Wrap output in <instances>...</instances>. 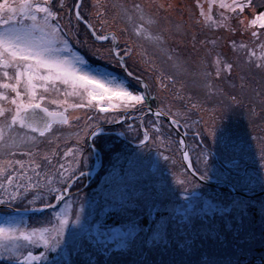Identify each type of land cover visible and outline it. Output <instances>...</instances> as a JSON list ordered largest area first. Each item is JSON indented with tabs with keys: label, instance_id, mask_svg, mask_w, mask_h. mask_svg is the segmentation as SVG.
<instances>
[{
	"label": "rangeland",
	"instance_id": "1",
	"mask_svg": "<svg viewBox=\"0 0 264 264\" xmlns=\"http://www.w3.org/2000/svg\"><path fill=\"white\" fill-rule=\"evenodd\" d=\"M223 2L233 4V0H223ZM236 2L245 5L242 13L238 8L235 12L229 8H221V0H84L81 12L96 31L99 28L101 33L115 32L117 41L120 40L124 44L125 52L129 48H134L133 52L131 50L130 58L137 73L146 78L153 91L156 90L157 97H160L159 108L166 113L176 114L179 120L178 125L182 123L186 128L190 140L189 149L195 156L200 172L204 173L205 168L197 162V154L203 149L208 153L207 175L222 177L221 179L232 182L238 190L253 192L264 184V151H262L264 149V70L255 67L256 63L261 62L259 58L262 55L261 45H264V29H261L258 23L251 24V21L261 13H257L253 7L249 6L248 0H236ZM65 3L69 8L72 6L71 0H65ZM134 4L143 6L146 19L151 17L159 21L151 26L146 24L145 27L149 28L152 35L162 34L164 37L162 44L154 42L147 35L135 36L132 25L122 18L120 8L114 7V5H124L132 9ZM201 10L205 16L200 15ZM61 16V23L67 26L65 27L66 38L72 52L83 57L91 68L120 78L109 70L111 68L98 67L97 64L90 63L82 52L74 49L70 43V40L75 37L73 34L74 12L70 24L67 8L61 11ZM205 17L210 18L205 19ZM80 26L84 27L81 24ZM253 32L257 35L253 36ZM85 38L86 41L82 39L80 41L82 50L86 47L89 50L87 54L91 57L100 56L111 65L110 61L114 59L107 50L112 48V39L98 42L87 35ZM75 42L78 43L76 40ZM241 44L246 47H240ZM251 52H255L256 56L249 62ZM218 58L222 62L219 67L223 69L219 76L216 75L215 63ZM225 63L232 64L230 71L224 68ZM177 64L181 67L178 68ZM204 73H211V76L205 77ZM137 83L139 87H142L141 83ZM206 83L211 84V88L205 87ZM131 90L141 92L139 89ZM233 96L236 97L235 103L231 100ZM60 98L63 99L62 94ZM72 102L73 98H69V103ZM46 106L56 109L55 105L46 104ZM146 111L147 108L143 107L142 111L126 113L125 117L121 112L108 113L109 118L115 116L119 120L125 119L115 126L103 119H96L98 116L105 115L98 110H69L70 126L54 125V134L45 138L38 137V148L33 149L42 154L55 152L56 157L53 163L58 167L59 163H65L66 166L71 164L72 157L63 156L67 149L80 147L83 149V159L79 169L91 166L93 158L94 165L91 167L94 168L98 164V152L92 153L88 140L86 143L82 141L78 146L76 133H81L83 137L82 130L91 131L90 126L103 125L102 128L99 127L100 134L95 137V141L98 140V145L105 153L101 171V174H105L99 183L94 184L98 186L92 187L89 193L99 201L96 213L110 215L111 211L117 209L119 216L123 209H128L130 216V220L121 222L122 219L119 218V220L118 216L114 215L112 222L106 226L103 222L106 216L100 218L97 224L98 229L95 230V238L104 241L110 253H116V250L121 247H124L125 252L134 248L135 239L143 234L138 233L141 230L142 221L138 222L136 218L147 214L153 223L154 217L163 214L156 220L157 224L167 226L170 223V226L174 225L175 230L182 231L184 237L187 236L191 233L192 217L196 213L193 210L204 193L200 188L201 183L191 176L186 165L183 164V168L180 165L177 166L180 157L182 159V145L166 119L161 118V120L151 116L144 120L152 138L140 147L146 129L139 128L137 122ZM89 116L93 119L89 120ZM154 124L161 129L159 133L155 132ZM129 125L132 127L129 128ZM107 126L111 129L109 136L103 130ZM209 129H214L216 136L209 135ZM224 133L230 140L227 145L220 143L218 139L219 135ZM101 135H104L103 138H100ZM125 138L130 143H140L132 146L130 143H125ZM199 138L203 140L204 146L206 144L205 148L199 147ZM165 156L168 157L167 160L164 159ZM216 156L218 159L215 158ZM16 158H22L25 161L28 159L19 156ZM76 158L81 159L80 156ZM218 160L226 166L225 169L217 164ZM47 171L49 166L44 163L41 169L42 176ZM118 173L120 176L116 177ZM185 176L193 180L191 184H184L192 186L193 193L189 194L181 190L183 198L187 194L190 195V199H180L177 202L178 191L184 186L178 181ZM55 186L64 189L65 183H57ZM36 195L38 193L34 191L28 198L32 199ZM43 195L45 197L43 202L37 199L33 205L28 204L27 201L18 202V204L44 206L51 201V194L45 192ZM79 195L74 197H72L73 194L67 195L61 202V206L56 207L57 211H52L51 215L54 216V213L60 212L65 204H68L71 216L73 210L77 209ZM254 200L255 198L241 197L235 204L239 206L243 201ZM93 203L96 207L94 200ZM218 204L219 202L208 194L203 202L198 204L200 206L199 209L197 207L198 213H211L215 216V222L218 221V216L227 220L224 216L231 210L222 208ZM81 206L83 207L81 220L85 223L84 216L87 209L84 204H81L78 210ZM7 215L0 211V223L4 222ZM20 216L14 215L12 220L29 230L34 227H51L58 223L55 217L48 214L41 219ZM74 219L75 217L71 220ZM157 224L154 226V235H152L155 238L161 237L156 230ZM143 230L145 225L141 231ZM72 231H78V229L70 222L67 235L72 236ZM133 235L135 236L132 242L128 243ZM40 248L31 250L36 255ZM93 251L99 252V248L96 246Z\"/></svg>",
	"mask_w": 264,
	"mask_h": 264
},
{
	"label": "snow or ice",
	"instance_id": "2",
	"mask_svg": "<svg viewBox=\"0 0 264 264\" xmlns=\"http://www.w3.org/2000/svg\"><path fill=\"white\" fill-rule=\"evenodd\" d=\"M81 7L82 0H76L70 8L65 0H0V206L9 212L4 222L0 223V257L7 254L9 264H46L47 253L56 252L62 245L68 248L69 254L74 251L77 259L68 261L54 259L52 264H94L92 256L95 253L90 251V246H87L86 242L82 241L77 246L76 243L69 244L65 240V232L70 222L80 232L87 231L81 220L82 206L75 213V219L71 220L68 211L70 205L65 204L60 212L54 213L58 223L51 227H34L29 230L12 220L16 213L29 211L27 207L21 209L18 202L27 201L30 205L35 204L37 199L43 202L45 192L56 194L54 198L57 202L63 201V193L66 189L57 188L55 185L66 184L78 178L76 172H79L80 177L86 175L79 170L83 159V149L80 147L67 149L63 156L65 158L71 156L72 162L68 166L65 163H59L58 167L53 163L56 157L55 152L42 154L33 149L38 148V137L45 138L54 134V125L70 126V117L67 114L69 110H98L105 115L98 116L96 119H103L108 123H119L118 117L109 118L107 114L142 111L143 107L147 106L149 98L147 83L143 84L145 89L143 92L131 90L128 80L93 69L83 57L72 52L66 38L65 27L67 26L61 23V11L66 8L69 24L74 12L76 21H83L89 29H92V34L97 41L109 40V34L96 32L93 25L81 14ZM114 7L120 8L122 18L132 25L135 36L147 35L154 42L163 43L162 34L152 35L149 28L145 27L146 24L151 26L159 21L151 17L146 19L141 4H134L132 9L124 5H114ZM220 7L229 8L233 12L238 8L242 13L245 5L237 3L236 0L229 5L221 0ZM200 15L205 16L203 10ZM209 18L205 17V19ZM257 23L261 29H264V13L251 21L252 25ZM252 35L256 36L257 33L253 32ZM111 39L115 44L117 39L115 33L112 34ZM240 47L246 46L241 44ZM261 49L262 55L259 58L261 62L256 63L255 67L264 70V45H261ZM107 51L116 59L117 64L127 71L124 55L129 54L131 49L129 48L124 55L115 47ZM255 56L256 53L251 52L249 62ZM215 63L216 75L219 76L223 70L219 67L222 62L218 58ZM176 66L181 67L179 64ZM224 68L230 71L232 64L225 63ZM204 75L210 77L211 73H204ZM127 76L131 77L133 73L128 71ZM205 87L211 88V84L206 83ZM61 94L63 99L60 98ZM50 95L51 98H49ZM69 98H73L72 103H69ZM231 100L233 103L237 102L235 96L231 97ZM46 104L55 105L56 110H50L45 106ZM165 114L162 110L155 113L157 117ZM168 115L172 124H179L176 114L168 113ZM88 119L92 120L93 117L89 116ZM90 127L91 131L82 130L83 137L81 133H76L78 146L82 141L86 143L90 137L95 138L100 134L99 124ZM131 127L129 125V128ZM153 127L155 132L161 131L155 124ZM208 134L216 136V131L209 129ZM151 138L146 129L141 145L146 144ZM218 139L225 145L230 142L225 133L219 135ZM179 143L183 145L184 141L181 140ZM91 147L95 150L94 143ZM18 156L28 159L25 161L22 158H16ZM77 156L81 159L78 160ZM164 159L167 160L168 157L165 156ZM183 159L188 161V166L191 168L192 162L187 151L183 152ZM197 162L204 166L205 172L198 175L199 169H196L191 172V176L199 181L209 179L208 153L203 149L197 154ZM44 163L49 166V171L44 172L42 176L41 169ZM221 178L218 176V181ZM178 183L191 184L193 180L185 176ZM261 187L264 188V184ZM34 191L38 195L29 199V195ZM184 199H190V195H184ZM44 206L55 207L51 203H46ZM31 210L42 211L41 208L36 207ZM167 227H170V223L167 226L157 224L156 230L161 234V238L166 234ZM39 247H43L44 251H41L39 255L33 254L31 249ZM95 264H99V261H95ZM109 264H119V261L110 260ZM144 264L148 262L145 261ZM153 264H155L154 261ZM161 264H183V262L172 259L162 261Z\"/></svg>",
	"mask_w": 264,
	"mask_h": 264
},
{
	"label": "trees",
	"instance_id": "3",
	"mask_svg": "<svg viewBox=\"0 0 264 264\" xmlns=\"http://www.w3.org/2000/svg\"><path fill=\"white\" fill-rule=\"evenodd\" d=\"M75 2L76 0H71V5L73 6ZM83 5L84 0L80 11H82ZM250 6L257 13H264V0H250ZM81 25L83 24L81 23ZM195 160V156L193 155V161L196 163ZM183 164L180 157L177 166L179 167L180 165L183 168ZM217 164L226 168L220 160L217 161ZM231 174L234 173L231 172ZM102 176L103 173H98L88 185L80 188L77 209L73 210L71 214L72 219L75 217V213L79 211L80 205H85L87 211L84 216V226L87 231L83 233L79 229V232L72 231L71 234L73 237L67 235V230L65 232V240L69 244L76 243L78 246L82 241L86 242V245L90 246V251L92 252H94V247L97 246L99 248V252H94L95 255L92 256L94 264L95 261H99V264H109L110 260L119 261V264H144L145 261L148 264H153V261L155 264H161L162 261H171L172 259L182 261L183 264H264V195L256 197L254 201H243L239 206H236V200L242 196L234 195L229 189H222L207 184H200V188L204 193L193 210L196 213L192 217L193 221L190 234L184 237L182 231L175 230L174 225H172L169 229L167 228L163 238H155V236H152L154 235L153 230L155 224L147 214L141 218H136V221H142L140 226L141 230L145 224L147 225L143 232L141 230L138 232L143 233V236L135 239L134 248L125 252L123 250L124 247H121L116 250V253H110L109 247L105 242L95 238V230L98 229L97 224L100 222L101 217L106 216V219L103 221L106 226V224L112 222L114 215L116 217L118 216L119 211L117 209L111 211L110 215L107 213H96L99 201L95 200L89 193V190L95 186L94 184L101 181ZM117 176H120V174H116ZM182 187L180 189L178 188L177 202L180 199H184L181 195V190L184 192L187 191L189 194L193 193L192 186L184 185ZM208 194H211L213 199L219 202L218 205L220 207L231 210V212H227L226 216H224L227 220L218 216V221L215 222V216L211 213H198L200 207L198 204L202 203ZM92 199L96 202V207H94L95 205ZM127 211L128 209H123L121 211L122 217L121 215L117 217L118 219H122H119L121 222L130 220ZM214 212L217 213L216 211ZM47 214L54 217L51 215V212H47L40 217L32 213L27 218L32 219V217H36L41 219L45 218ZM161 215L159 214L157 217H154V222ZM188 229L189 227L187 231ZM135 235L131 237L128 243L132 242ZM61 249L56 252L47 253L46 264H52L54 259H62L64 261L77 259L74 251L69 254L68 248L64 245L61 246ZM41 251H44L43 247L38 250L36 255H39ZM0 264H9L7 254L0 257Z\"/></svg>",
	"mask_w": 264,
	"mask_h": 264
},
{
	"label": "water",
	"instance_id": "4",
	"mask_svg": "<svg viewBox=\"0 0 264 264\" xmlns=\"http://www.w3.org/2000/svg\"><path fill=\"white\" fill-rule=\"evenodd\" d=\"M91 30H92V29H91ZM147 107L151 110L150 112H152V114H154V115H155V113H156L157 111H160L159 108H153L149 102H148V106H147ZM40 115H43V113H40ZM155 116H156V115H155ZM160 117H163L164 119H166L168 122H170V123L172 124L171 119H170V116H169L168 114H165V115L160 116ZM116 124H118V123H116ZM172 125H173V126H174V127L180 132V134H181V136H182V138H183L184 144H183V147H182V154H183L184 151H187V152L189 153V149H188V145H187V141H186V135H185V133H182V132L177 128L176 125H174V124H172ZM89 141L91 142L90 139H89ZM189 157H190V160H191V162H192V158H191L190 153H189ZM100 158H101V154H100ZM183 160H184V159H183ZM100 162H101V159H100ZM100 162H99V164H100ZM184 162H185V165H186V167L188 168V170H189L190 172H192V171L195 170L193 164H192V167L189 168V166H188V161H185V160H184ZM97 167H98V164L96 165V167H94L93 171H95V170L97 169ZM199 174H200V173H198V175H199ZM200 182H202V183H207V184H210V185H213V186L222 187V188H227V187H229V188L232 189V191H233L234 193H236V194H240V195H242V196H246V197H255V196H259V195H263V194H264V188H262V189H260V190H258V191H255V192H245V191L238 190V189H237V188H236L231 182L224 181V180H220V179H219V181H218V179H215V178H213V177H210L209 179L204 180V181H200ZM30 211H32V210L29 209L28 212H30Z\"/></svg>",
	"mask_w": 264,
	"mask_h": 264
},
{
	"label": "flooded vegetation",
	"instance_id": "5",
	"mask_svg": "<svg viewBox=\"0 0 264 264\" xmlns=\"http://www.w3.org/2000/svg\"><path fill=\"white\" fill-rule=\"evenodd\" d=\"M75 21V28L73 29V34H74V39H71V40H73V43L75 42V40L78 42V43H74L73 45L75 46V48L74 49H78L77 51H79V52H83L84 54H85V56H88L87 54H86V50H87V48L86 47H84V50H82V48H81V39L82 40H85L86 41V38H85V35H87L88 36V31L89 30H87V29H85V28H83V27H81L80 26V24H81V22H83V21H81V22H77L76 21V19L74 20ZM97 32L98 33H101V29H97ZM109 33H110V36H109V40H110V38H111V36H112V34L113 33H115V32H113V31H108ZM108 32H106V33H108ZM90 33V32H89ZM93 38V37H92ZM71 40H70V43H71ZM103 42H105V41H103ZM114 45L116 46V48H119L118 50L121 52V54L122 55H124V53H125V50H124V48H125V46H124V44H122V42H120V40H116V42H115V44L112 42V48L114 47ZM85 46H86V44H85ZM130 53L129 54H127V55H124V61H125V63H127L130 67H134V64L132 63V61H131V58H130ZM89 57V56H88ZM90 58V57H89ZM91 59V58H90ZM114 59V61L113 60H111L110 62H111V64L113 65V66H116V67H118V68H121V65H119V64H117V62H116V59L115 58H113ZM91 61L92 62H94V61H96L97 62V60L96 59H91ZM107 65V64H106ZM105 65V66H106ZM119 71H121L120 69H119ZM117 73H118V71H117ZM135 74V76L136 75H138L137 73H134ZM123 78H125L126 80H127V78H128V76L127 75H125V76H122ZM131 78H133V77H131ZM134 79V78H133ZM141 92H143V91H141Z\"/></svg>",
	"mask_w": 264,
	"mask_h": 264
}]
</instances>
